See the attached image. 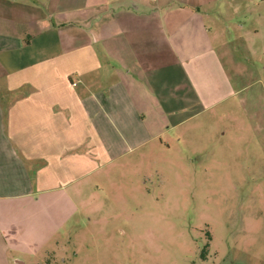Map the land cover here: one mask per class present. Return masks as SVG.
<instances>
[{
  "label": "crops",
  "instance_id": "obj_1",
  "mask_svg": "<svg viewBox=\"0 0 264 264\" xmlns=\"http://www.w3.org/2000/svg\"><path fill=\"white\" fill-rule=\"evenodd\" d=\"M255 2L0 0V234L9 247L18 231L9 212L20 217L27 198L62 195L71 215L97 199L85 189L107 167L184 142L181 125L241 93L246 69L230 61L223 20L240 17L249 48L242 22Z\"/></svg>",
  "mask_w": 264,
  "mask_h": 264
},
{
  "label": "rangeland",
  "instance_id": "obj_2",
  "mask_svg": "<svg viewBox=\"0 0 264 264\" xmlns=\"http://www.w3.org/2000/svg\"><path fill=\"white\" fill-rule=\"evenodd\" d=\"M228 15L243 91L181 125L184 142L107 167L71 215L62 195L27 198L0 264H264V0L243 18L249 48Z\"/></svg>",
  "mask_w": 264,
  "mask_h": 264
},
{
  "label": "built area",
  "instance_id": "obj_3",
  "mask_svg": "<svg viewBox=\"0 0 264 264\" xmlns=\"http://www.w3.org/2000/svg\"><path fill=\"white\" fill-rule=\"evenodd\" d=\"M1 233L4 234L5 233V230H1Z\"/></svg>",
  "mask_w": 264,
  "mask_h": 264
}]
</instances>
